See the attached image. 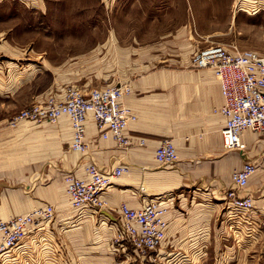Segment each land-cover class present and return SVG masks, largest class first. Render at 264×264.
I'll return each mask as SVG.
<instances>
[{
	"label": "crops",
	"instance_id": "obj_1",
	"mask_svg": "<svg viewBox=\"0 0 264 264\" xmlns=\"http://www.w3.org/2000/svg\"><path fill=\"white\" fill-rule=\"evenodd\" d=\"M174 38L178 56L166 49L152 51L150 46L140 58L141 69L124 67L125 63L120 68L114 62L108 71L70 79L86 93L114 84L131 86L124 104L137 119L125 131L132 143L128 148L120 147L112 137H102L91 114L85 152L71 148L73 130L66 115L56 123L24 120L11 126L10 120L20 110L51 95L63 99L71 84L52 77L44 85L40 70L20 84L16 78L0 80V220L47 204L55 207L53 221L30 235L31 252L20 257L22 264H114L117 257L123 264H141L128 243L116 242L113 222L106 228L103 223L105 219L119 221L122 204L140 208L155 197L167 201L169 223L166 239L153 253L157 264H210L225 250H237V264L245 263L248 249L222 223L226 203L220 195L233 186V172L251 161L257 169L242 195L253 198L257 224L264 217V134L245 131L243 151L224 147L219 79L213 69L192 65V55L202 49L201 40L192 39L186 29H180ZM202 39L208 40L206 35ZM0 46L12 50L4 54L7 57L19 54L6 42ZM128 54L134 56V50ZM118 56L116 50L114 60ZM9 63L12 68L17 66ZM2 64L0 60V67ZM47 71L54 73L53 69ZM166 138L174 141L179 154V162L172 167L160 165L155 156ZM91 164L104 171L120 165L129 170L112 179L104 193L107 204L103 209L88 217L85 225L65 228V221L73 216L65 177L73 172L86 178ZM262 235L264 239V231ZM25 250L19 249L21 253Z\"/></svg>",
	"mask_w": 264,
	"mask_h": 264
},
{
	"label": "rangeland",
	"instance_id": "obj_2",
	"mask_svg": "<svg viewBox=\"0 0 264 264\" xmlns=\"http://www.w3.org/2000/svg\"><path fill=\"white\" fill-rule=\"evenodd\" d=\"M236 1L0 0V42L12 45L19 53L7 57L12 50L0 46V60L4 63L0 75L5 77L0 80L8 82L16 78L20 84L40 70L44 85L52 77L75 85L70 79L75 81L79 75L93 71H108L114 62L117 65L119 62L120 68L125 63L124 67L141 69L140 58L147 47L179 55L174 36L180 29L189 30L192 39L201 40L202 48L223 44L264 54V10L256 13L249 1L242 2L239 9ZM205 35L206 41L202 39ZM126 49L134 50V56ZM116 50L119 56L114 60ZM9 61L17 66H7ZM48 68L54 73L48 72ZM227 191L219 194L226 203L222 223L228 226L236 242L240 239L248 249L244 264H264L262 229L252 212L231 206ZM72 211L65 228L85 225L84 221L96 214L94 210H77L73 206ZM104 222V228L112 224L117 228L120 224L108 219ZM234 252L221 251L210 264H237L238 251ZM121 260L117 257L114 264H123Z\"/></svg>",
	"mask_w": 264,
	"mask_h": 264
},
{
	"label": "built area",
	"instance_id": "obj_3",
	"mask_svg": "<svg viewBox=\"0 0 264 264\" xmlns=\"http://www.w3.org/2000/svg\"><path fill=\"white\" fill-rule=\"evenodd\" d=\"M246 1L251 3L256 13L264 10L263 0H237L236 6L240 9L239 6ZM192 65L213 69L219 79L223 105L218 112L225 118L223 145L228 150L243 151L246 148L242 140L245 131L264 134V54L252 49L239 50L223 44H212L193 54ZM131 92L128 84L108 85L88 93L71 85L67 87L63 99L51 95L45 101L20 111L10 120V125L14 127L24 120L56 123L66 115L71 120L73 130L71 148L85 152L88 148L87 121L91 114L102 137H112L120 147L128 148L132 143L125 131L137 119L135 113L124 104V97ZM144 143L141 140V144ZM155 156L158 163L166 167L179 162L176 145L170 138L161 142ZM256 169L253 162L247 161L233 172V186L227 191L231 206L252 212L253 198L242 193ZM86 170V178H79L73 172L66 175L67 192L75 209L98 212L107 204L104 193L112 185V179L121 176L129 168L120 165L104 171L98 165L91 164ZM167 212V201L161 197L150 199L140 208L122 204L116 242H125L123 245L128 243L140 257L141 264H157L153 253L166 239L169 227ZM54 216L55 207L47 204L28 213L0 220V264H22L20 257L25 258L31 252L30 235L51 223ZM258 225L264 231V217L259 219ZM34 240H31V244ZM21 247H26L23 253L19 251Z\"/></svg>",
	"mask_w": 264,
	"mask_h": 264
}]
</instances>
